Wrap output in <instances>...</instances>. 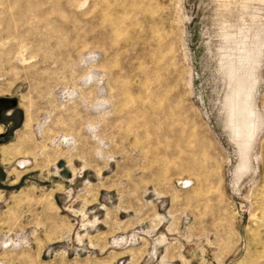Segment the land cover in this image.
<instances>
[{
	"label": "rangeland",
	"instance_id": "obj_1",
	"mask_svg": "<svg viewBox=\"0 0 264 264\" xmlns=\"http://www.w3.org/2000/svg\"><path fill=\"white\" fill-rule=\"evenodd\" d=\"M0 264H264V0H0Z\"/></svg>",
	"mask_w": 264,
	"mask_h": 264
},
{
	"label": "crops",
	"instance_id": "obj_2",
	"mask_svg": "<svg viewBox=\"0 0 264 264\" xmlns=\"http://www.w3.org/2000/svg\"><path fill=\"white\" fill-rule=\"evenodd\" d=\"M5 135H6V134H0V136H2V137H5ZM0 148H1V145H0Z\"/></svg>",
	"mask_w": 264,
	"mask_h": 264
},
{
	"label": "water",
	"instance_id": "obj_3",
	"mask_svg": "<svg viewBox=\"0 0 264 264\" xmlns=\"http://www.w3.org/2000/svg\"><path fill=\"white\" fill-rule=\"evenodd\" d=\"M0 112H1V110H0Z\"/></svg>",
	"mask_w": 264,
	"mask_h": 264
}]
</instances>
